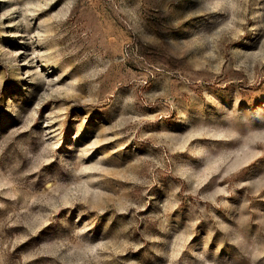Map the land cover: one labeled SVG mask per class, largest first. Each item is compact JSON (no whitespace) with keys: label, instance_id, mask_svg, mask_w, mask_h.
<instances>
[{"label":"rangeland","instance_id":"obj_1","mask_svg":"<svg viewBox=\"0 0 264 264\" xmlns=\"http://www.w3.org/2000/svg\"><path fill=\"white\" fill-rule=\"evenodd\" d=\"M0 264H264V0H0Z\"/></svg>","mask_w":264,"mask_h":264}]
</instances>
